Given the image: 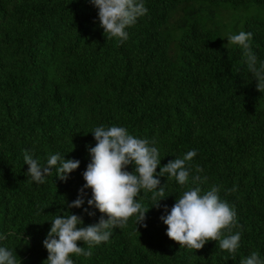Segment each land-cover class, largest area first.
Wrapping results in <instances>:
<instances>
[{
	"label": "trees",
	"instance_id": "trees-1",
	"mask_svg": "<svg viewBox=\"0 0 264 264\" xmlns=\"http://www.w3.org/2000/svg\"><path fill=\"white\" fill-rule=\"evenodd\" d=\"M144 3L148 13L121 42L104 34L90 0H0V234L12 233L0 246L16 250L18 264H47L43 241L56 215H81L84 226L108 218L98 209L89 208L92 217L83 212L91 189L81 208L68 205L86 183L88 148L96 145L91 132L113 125L156 141L157 173L195 149L192 173L185 186L157 175L165 198L143 189L137 197L150 208L147 227L130 217L123 228L110 229V239L94 245L91 256L71 255L74 264H241L254 251L264 259V92L243 49L223 47L219 28L206 24L219 11H253L258 18L240 32L253 33L259 67L264 0ZM25 151L41 164L59 153L80 167L66 181L54 168L36 183L28 177ZM197 166L207 177L202 192L219 186L237 213L240 227L232 234L242 235L234 258L218 241L195 250L166 235L160 217L193 187ZM78 246L88 250L82 241Z\"/></svg>",
	"mask_w": 264,
	"mask_h": 264
},
{
	"label": "clouds",
	"instance_id": "clouds-1",
	"mask_svg": "<svg viewBox=\"0 0 264 264\" xmlns=\"http://www.w3.org/2000/svg\"><path fill=\"white\" fill-rule=\"evenodd\" d=\"M98 9L100 26L108 37L119 38L121 42L128 39L126 29L137 23V20L148 13L144 0H90ZM253 33L241 31L239 34H230L227 37L229 44L238 45L243 49V55L249 71L257 81V90L264 92V62L257 67V56L251 49ZM96 141L95 147H89L91 161L82 173L86 182L79 190L76 200L68 205L69 208H81L85 204L86 189H91L92 196L87 199L88 208L83 212L88 216H95L98 209L106 214L107 219L101 216L98 223L84 226L81 215L69 213L56 215L51 221V229L43 241L48 251L47 264H74L71 255L91 256V248L102 242H107L112 235L110 229L123 228L132 216L137 217V224L147 227L144 223L145 208L137 197L141 190L153 191L162 198L164 187H160V180L155 178L167 176L174 178L180 186L189 183L192 167L189 162L197 155L195 149L189 150L182 158L176 157L160 168V154L155 146L156 141L137 138L129 134L123 126H99L91 132ZM77 159H67L59 153L52 154L45 164L34 159L27 151L24 154V164L29 166L28 177L36 183H44L45 178L51 175L55 168L57 178L67 180L69 174L80 167ZM134 165V171L127 170ZM203 169L196 167V175L191 176L193 187H189L169 210L165 206L166 216L160 219L167 225L166 235L180 246H187L200 250L208 241H218L219 247L235 257L241 241V231L232 234L237 224V213L234 207L222 200L220 187L213 185L210 190L202 192L200 184L206 182L207 177L198 173ZM234 191V189H233ZM159 199V200H160ZM158 200V201H159ZM157 201V202H158ZM155 206H159L158 203ZM225 232L229 233L225 235ZM7 235L0 234V240L7 239ZM82 241L88 245V250L78 246ZM17 253L6 246H0V264H18ZM45 262V261H44ZM241 264H264L258 252H252L241 261Z\"/></svg>",
	"mask_w": 264,
	"mask_h": 264
},
{
	"label": "rangeland",
	"instance_id": "rangeland-1",
	"mask_svg": "<svg viewBox=\"0 0 264 264\" xmlns=\"http://www.w3.org/2000/svg\"><path fill=\"white\" fill-rule=\"evenodd\" d=\"M256 17L258 18L253 11L245 12L241 9L225 12L219 11L216 13L215 21L207 22L206 24H208V27L210 28H219L222 36L223 47L231 48L234 45L228 43L227 37L230 34H239L246 21ZM262 17H264V15Z\"/></svg>",
	"mask_w": 264,
	"mask_h": 264
}]
</instances>
